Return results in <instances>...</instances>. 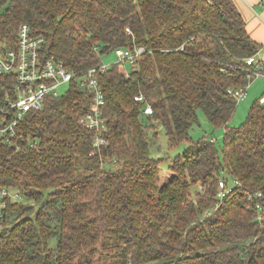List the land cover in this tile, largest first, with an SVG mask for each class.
Segmentation results:
<instances>
[{"label":"trees","instance_id":"1","mask_svg":"<svg viewBox=\"0 0 264 264\" xmlns=\"http://www.w3.org/2000/svg\"><path fill=\"white\" fill-rule=\"evenodd\" d=\"M21 22L43 36V56L75 71L119 46L146 52L127 74L112 63L98 75L106 146L78 123L91 95L75 82L22 121L21 141H0V186L21 193L0 264H264V106L227 125V89L249 81L259 45L233 0H0L1 41ZM198 110L225 126L221 149L188 139ZM157 125L170 144L187 140L167 170L149 152ZM219 177L240 183L221 202Z\"/></svg>","mask_w":264,"mask_h":264},{"label":"built area","instance_id":"2","mask_svg":"<svg viewBox=\"0 0 264 264\" xmlns=\"http://www.w3.org/2000/svg\"><path fill=\"white\" fill-rule=\"evenodd\" d=\"M258 2L264 4V0H258ZM125 30L131 33L128 27ZM43 44V36L34 34L27 22L18 24L13 42L7 44L0 39V141L6 143L21 141L23 135L19 126L22 121L29 114L41 110L47 96L59 94L62 84L68 85L75 82L78 88L91 95V103L87 111L79 117L78 123L92 131L93 147L106 146L108 142L105 136L106 121L102 116L104 92L98 75L110 64L100 61L97 65L75 71L54 55L43 56ZM177 48L182 50L183 44ZM170 50L173 49L170 48ZM114 52L117 60L113 63L127 74L130 67L137 66L146 49L142 45L119 46L114 49ZM245 61L247 65L255 62L256 68L250 71L249 81L244 86L227 89L236 101L245 97L246 87L252 76L264 74L260 68V62L255 61V56H249ZM126 63L129 64V68L125 65ZM134 100L141 102L144 97L138 93L134 95ZM259 102L264 106V94ZM151 112V105L145 103L143 113ZM37 144L36 137L29 140V145L36 147ZM18 148L16 146V149ZM217 183L216 197L220 202L232 192L234 186L240 185L236 178L219 177ZM256 195L260 196L261 193L257 192ZM20 198L21 193L17 189L0 186V230L4 226L3 219L7 213L8 203ZM209 212L206 210L205 215Z\"/></svg>","mask_w":264,"mask_h":264},{"label":"rangeland","instance_id":"3","mask_svg":"<svg viewBox=\"0 0 264 264\" xmlns=\"http://www.w3.org/2000/svg\"><path fill=\"white\" fill-rule=\"evenodd\" d=\"M117 60L114 50L100 54V61L105 64H111ZM129 68V64H125ZM262 69V68H261ZM264 73V71H262ZM66 84L60 86V90L66 89ZM264 94V74L254 75L247 84L246 95L243 99L236 102L235 109L229 118L228 127H238L245 122L248 109L258 97ZM263 106V104H262ZM224 125H213L202 112L197 111V122L189 129V140L195 141L202 136H210L215 139V145L221 149L223 145ZM157 133L155 138L149 144L150 154L159 162V166L163 170H167L170 163L179 155L187 145V140H183L176 144H170L164 128L160 125L156 127ZM19 200V199H18ZM17 201V200H16ZM18 204V203H17Z\"/></svg>","mask_w":264,"mask_h":264},{"label":"crops","instance_id":"4","mask_svg":"<svg viewBox=\"0 0 264 264\" xmlns=\"http://www.w3.org/2000/svg\"><path fill=\"white\" fill-rule=\"evenodd\" d=\"M240 12L248 35L259 45L255 61L264 67V4L258 0H233ZM258 64V65H259ZM261 97V96H260ZM260 97H258V102ZM260 103V102H259Z\"/></svg>","mask_w":264,"mask_h":264},{"label":"water","instance_id":"5","mask_svg":"<svg viewBox=\"0 0 264 264\" xmlns=\"http://www.w3.org/2000/svg\"><path fill=\"white\" fill-rule=\"evenodd\" d=\"M40 134H41V132H40V130H38L37 135H40Z\"/></svg>","mask_w":264,"mask_h":264}]
</instances>
